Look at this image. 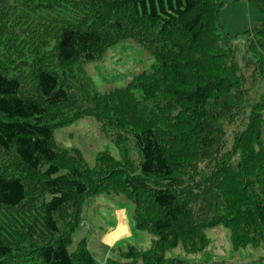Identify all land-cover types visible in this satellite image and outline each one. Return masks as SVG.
<instances>
[{
	"label": "trees",
	"instance_id": "16d2710c",
	"mask_svg": "<svg viewBox=\"0 0 264 264\" xmlns=\"http://www.w3.org/2000/svg\"><path fill=\"white\" fill-rule=\"evenodd\" d=\"M237 1L0 0V209L37 208L51 233L3 222L0 264H29L23 254L32 264H98L84 237L69 248L77 222L61 231L54 217L70 213L77 221L84 200L103 192L128 198L135 228L151 235L149 247L129 245L108 264H182L168 249L206 245L203 229L216 224L228 228L234 249L264 244V0H244L263 13L241 35L254 65L251 84L234 56L218 49L231 38L218 13ZM125 40L150 53V67L123 86L92 90L96 101L85 96L89 81L81 84L74 68ZM190 52L199 59L193 69ZM89 102L100 120L113 119L115 145L125 141L122 131L133 134L138 163L125 150L121 160L132 168L102 153L88 167L55 143L54 128L83 117ZM227 117L238 125L246 119L229 148L219 138ZM200 163L210 174L197 180ZM176 166L193 180L182 186Z\"/></svg>",
	"mask_w": 264,
	"mask_h": 264
},
{
	"label": "rangeland",
	"instance_id": "374dc122",
	"mask_svg": "<svg viewBox=\"0 0 264 264\" xmlns=\"http://www.w3.org/2000/svg\"><path fill=\"white\" fill-rule=\"evenodd\" d=\"M218 16L222 30L225 34L231 36L229 48L220 45L218 49L220 48V51L231 53L232 56H234V60L237 63V72H242L248 76V84H251L252 80L254 81V65L252 62L247 63L245 57H247V53H249L250 50L243 39L245 36L241 35L243 31L250 29L251 27H258L263 17V13L255 6L241 0L232 2L223 7L219 11ZM195 54L196 53L191 54L190 52L186 57L192 69L196 67L199 60L197 59V62L195 61ZM151 64L152 59L147 50L142 49L138 44L131 40H125L118 46L109 49L100 60L79 66V69L77 70L74 68V72L77 71L78 74L80 73L83 76L81 84H86V82L89 81L88 87L86 89L83 88L85 96H89L96 101V96L92 95L94 91L104 93L113 87L123 86L128 81L132 80L134 76H137L139 72L147 70ZM80 74L79 76L81 77ZM87 78L89 80H87ZM254 92L255 89L250 95L253 96ZM89 107H87V110H84L83 117L63 126L54 128L53 136L57 146L60 149L68 150V154L76 156V159L82 157L84 165L88 167H93L98 156L102 153L103 156L110 155L113 157V161H115L114 163L125 165L126 168H132L130 163H126V158H124L125 161L121 160L123 157V150H125V152L128 153V158L132 159L133 162L138 163V149L133 134L129 131H122V134L125 136V141L119 145H115L113 139L117 137L116 134H113L112 132L114 126L109 127V124L113 122V119L109 116V121L105 123L103 120L99 119L98 115L100 113L96 115V113L94 114L92 112L95 110L92 103H90ZM238 124V121H229L228 117L223 124V133L219 138L221 141L225 138L224 141L227 143V145H225L227 148L231 146L234 137L237 134V129L245 127L246 119H244L243 123H240V125ZM8 153L6 154L9 158H14L13 154H10V152ZM189 160L192 159L189 158ZM203 165V163L199 164L197 174L195 175L197 180L202 179L201 176H207L210 174L209 169L205 168ZM174 169V177L176 175L178 178L181 176L178 181L182 183V186L187 185L189 181L193 180V176H189L183 171H178L177 166ZM28 183H35L30 174ZM33 192L34 198H40L41 192L38 188ZM200 201H202L201 198L195 201L192 205V209L196 214L200 207H203V203ZM24 211L21 209L15 211L0 209V225L3 224V222H5V224L11 222L16 230H20L21 228H19V224L26 221L29 224L32 223L34 228L38 230L39 233L43 234L41 236L44 238L51 235L48 229L44 226V220L38 219V214L40 213H38L39 210H37V208H25ZM70 211L71 210H69V212ZM8 214H14L15 218L8 220L7 218H10L7 216ZM64 214L65 215L56 214L54 217V220L61 231L67 223H71V221L77 222V228L72 231V242L69 245V248L71 250L76 249L77 242L84 237L86 248L94 256L98 264H108L107 257H109L110 260L117 259L120 250L126 249L129 245H134L137 249L144 250L149 247L151 243V235L149 232L135 228L132 204L123 194L103 192L96 196L86 198L82 203V218L79 215L77 221L74 217L69 215L70 213ZM200 216L201 215H196L198 219H201ZM124 220L127 221L131 234L127 232L126 235L129 233L127 237L120 236L117 238L119 241L110 245L108 242L109 232L112 231L113 235H116L118 230L112 228H114L120 221L121 224H124ZM27 223L26 228H28ZM119 230L123 232V226ZM203 233L208 237V243L206 245L201 247L199 243H195L196 247L193 250L189 248V246L185 247L181 242L178 246L168 249V253L179 257L182 264H210L218 260L245 264L264 259V244L258 246L248 244L245 247L234 249L231 244L230 232L228 228L223 226V224H216L204 228ZM34 256H36V254H34ZM31 257L32 256L29 254H23L21 258L26 259L29 264H32L34 263L32 262L34 257Z\"/></svg>",
	"mask_w": 264,
	"mask_h": 264
},
{
	"label": "crops",
	"instance_id": "0c3cea01",
	"mask_svg": "<svg viewBox=\"0 0 264 264\" xmlns=\"http://www.w3.org/2000/svg\"><path fill=\"white\" fill-rule=\"evenodd\" d=\"M124 221H125L124 224H121V221H120L114 228H112V229L117 230L118 228L121 229L122 226H123V232L119 230V231H117V234L116 235H113V232L112 231L109 232V234H108L109 235L108 242L110 243V245H112L115 242L119 241L117 238H119L120 236L127 237V235L130 233V231H129V225H128V223H127L126 220H124ZM130 230H131V225H130ZM120 232H122V233H120ZM127 232H129V233L126 235ZM115 239H117V240H115Z\"/></svg>",
	"mask_w": 264,
	"mask_h": 264
},
{
	"label": "bare ground",
	"instance_id": "6f19581e",
	"mask_svg": "<svg viewBox=\"0 0 264 264\" xmlns=\"http://www.w3.org/2000/svg\"><path fill=\"white\" fill-rule=\"evenodd\" d=\"M126 225V224H125ZM119 231V228L117 229Z\"/></svg>",
	"mask_w": 264,
	"mask_h": 264
}]
</instances>
